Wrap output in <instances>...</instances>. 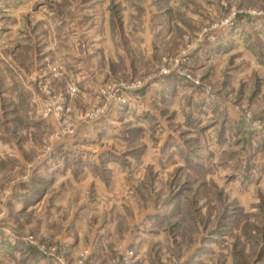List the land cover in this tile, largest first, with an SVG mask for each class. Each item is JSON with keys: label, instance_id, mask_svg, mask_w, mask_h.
Masks as SVG:
<instances>
[{"label": "rangeland", "instance_id": "1", "mask_svg": "<svg viewBox=\"0 0 264 264\" xmlns=\"http://www.w3.org/2000/svg\"><path fill=\"white\" fill-rule=\"evenodd\" d=\"M0 264H264V0H0Z\"/></svg>", "mask_w": 264, "mask_h": 264}]
</instances>
